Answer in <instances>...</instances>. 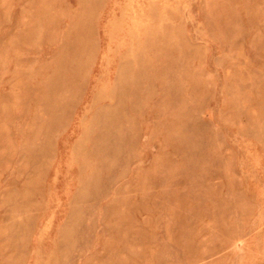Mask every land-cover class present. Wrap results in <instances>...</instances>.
Segmentation results:
<instances>
[{
  "label": "rangeland",
  "instance_id": "rangeland-1",
  "mask_svg": "<svg viewBox=\"0 0 264 264\" xmlns=\"http://www.w3.org/2000/svg\"><path fill=\"white\" fill-rule=\"evenodd\" d=\"M0 264H264V0H0Z\"/></svg>",
  "mask_w": 264,
  "mask_h": 264
}]
</instances>
